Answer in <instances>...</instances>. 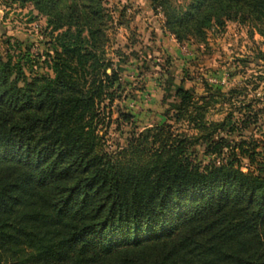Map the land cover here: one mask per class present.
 <instances>
[{
	"label": "trees",
	"instance_id": "obj_1",
	"mask_svg": "<svg viewBox=\"0 0 264 264\" xmlns=\"http://www.w3.org/2000/svg\"><path fill=\"white\" fill-rule=\"evenodd\" d=\"M11 1L56 35L48 74L29 78L7 41L0 53V264H264L257 144L230 145L237 130L203 122L202 99L178 87L164 90V123L105 152L119 77L103 0ZM152 1L177 42L204 43L226 21L264 38V0ZM195 145L226 161L203 165Z\"/></svg>",
	"mask_w": 264,
	"mask_h": 264
},
{
	"label": "rangeland",
	"instance_id": "obj_2",
	"mask_svg": "<svg viewBox=\"0 0 264 264\" xmlns=\"http://www.w3.org/2000/svg\"><path fill=\"white\" fill-rule=\"evenodd\" d=\"M164 1L172 8H183L192 0ZM103 4L110 17L105 25V58L119 77L113 88L111 122L101 132L105 152L115 155L130 137L164 123L168 118L164 90L181 87L202 99L197 113L203 115V122L237 130L225 139L230 145L257 144V158L264 164L263 37L251 26L226 21L223 27L214 24L204 43L177 42L162 30L163 11L160 6L153 10L152 0H103ZM47 21L31 6L0 0V53L7 49V41L29 78L50 73L44 59L54 47L56 34H51ZM173 127L197 133L182 124ZM194 149L203 165L226 161L225 155L204 154L200 145ZM248 164L241 160L243 167Z\"/></svg>",
	"mask_w": 264,
	"mask_h": 264
}]
</instances>
